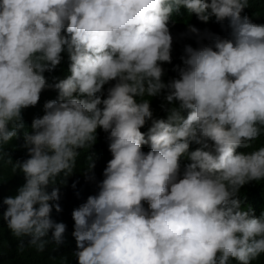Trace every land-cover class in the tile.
Returning <instances> with one entry per match:
<instances>
[{"label": "clouds", "instance_id": "obj_1", "mask_svg": "<svg viewBox=\"0 0 264 264\" xmlns=\"http://www.w3.org/2000/svg\"><path fill=\"white\" fill-rule=\"evenodd\" d=\"M251 2L0 0V200L3 169L16 180L0 225L19 255L59 249L55 212L78 264L264 257L247 205L264 188Z\"/></svg>", "mask_w": 264, "mask_h": 264}, {"label": "trees", "instance_id": "obj_2", "mask_svg": "<svg viewBox=\"0 0 264 264\" xmlns=\"http://www.w3.org/2000/svg\"><path fill=\"white\" fill-rule=\"evenodd\" d=\"M250 13L258 14V16H262V12L264 11V0H252L250 4ZM256 16V15H255ZM256 16V17H258ZM97 133L107 134L102 130L98 129ZM259 143V142H258ZM4 181L1 183V200H0V210L4 206L2 204V200L8 196H14L16 180L14 179L10 168L5 167L3 169ZM255 188H252L248 191V206H250L255 214L259 216L261 212H264V188L253 185ZM245 191L244 187L240 190V194H243ZM55 212H52V219L56 222H63L67 226V230L65 233L64 243L59 247L58 250L53 251L50 247L43 254H37L35 251L25 252L23 255H19L17 252L18 242L12 236L11 232L5 231L4 228L0 225V264H50L48 261L49 256H67L69 264H78L76 257L73 255L77 250L76 241L72 236V232L74 230V223H69L67 221L61 220V218H57L53 215ZM1 217V213H0ZM49 238H51V233L49 234ZM255 264H264V257L260 258L258 262Z\"/></svg>", "mask_w": 264, "mask_h": 264}]
</instances>
